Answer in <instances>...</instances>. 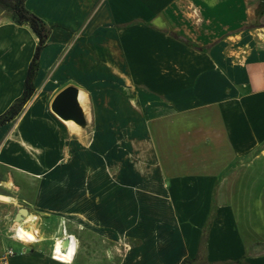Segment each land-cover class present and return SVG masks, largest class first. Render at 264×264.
<instances>
[{
  "label": "crops",
  "instance_id": "0c3cea01",
  "mask_svg": "<svg viewBox=\"0 0 264 264\" xmlns=\"http://www.w3.org/2000/svg\"><path fill=\"white\" fill-rule=\"evenodd\" d=\"M24 8L48 36L32 96L0 126L9 264H181L202 252L208 264H264V0ZM37 45L0 10V117L21 97ZM68 86L82 93L85 134L51 111ZM177 149L190 157L167 155ZM43 172L76 189L39 199ZM22 209L39 217L21 226L38 233L26 244L10 234ZM61 234L70 263L52 257Z\"/></svg>",
  "mask_w": 264,
  "mask_h": 264
},
{
  "label": "bare ground",
  "instance_id": "6f19581e",
  "mask_svg": "<svg viewBox=\"0 0 264 264\" xmlns=\"http://www.w3.org/2000/svg\"><path fill=\"white\" fill-rule=\"evenodd\" d=\"M76 100H77L78 104H84L82 93L80 91L77 94ZM30 105H32V103ZM30 108H29V110H30ZM66 125L69 127L71 132H74V133L78 132V129L76 128V126L74 125V123L72 121H70V120L66 121ZM61 168H62V165L57 164L55 169L54 168L53 169H54V171H58L60 173ZM51 173L52 172H43V173H38L35 175V176H37L38 179L42 180V184L38 189V198L39 199H44L45 201L46 200L49 201L47 199L48 196L50 197V195H53L54 193L56 194V192L62 193L66 189H70V190L76 189V188H74V187H76L75 184L71 185L70 183H68V181L62 175L61 176L56 175V176H53L52 178H50L49 175ZM59 193H57V194H59ZM67 195L65 194V196H67ZM52 200H55V199H52ZM45 203H47V202H44L43 204H45ZM38 205H39V203H38ZM20 216H21V218L18 219V222L15 224L14 229L18 230L20 240H22L24 242H34V240H36L38 237V233L34 229V227H31V229L26 230V229L22 228L21 226L23 224L33 225L35 222H37L39 220V217L33 213L27 214L25 209L21 210ZM61 233H62V231H61ZM65 239L66 238H64L62 234L57 236L54 239V250H55L54 251V258L56 260H58L59 262L70 263L72 258H73L74 252H72V255H71V254L66 253L67 250L62 251V249L65 246L67 248V246L69 244V243H67V245L65 244ZM72 239H73V237H72Z\"/></svg>",
  "mask_w": 264,
  "mask_h": 264
},
{
  "label": "trees",
  "instance_id": "16d2710c",
  "mask_svg": "<svg viewBox=\"0 0 264 264\" xmlns=\"http://www.w3.org/2000/svg\"><path fill=\"white\" fill-rule=\"evenodd\" d=\"M0 8L4 11L9 12L15 22L29 25V27L38 38V45L28 66L23 93L21 97L9 107L5 114L0 117L1 126L12 121L20 113L21 109L34 92L33 79L37 71V62L40 51L44 46L48 36V29L39 18L26 11V9L24 8V0H0ZM194 260L195 258H186L181 262V264H188L190 262H193Z\"/></svg>",
  "mask_w": 264,
  "mask_h": 264
},
{
  "label": "water",
  "instance_id": "95a60500",
  "mask_svg": "<svg viewBox=\"0 0 264 264\" xmlns=\"http://www.w3.org/2000/svg\"><path fill=\"white\" fill-rule=\"evenodd\" d=\"M78 89L74 86H68L61 90L52 100L50 108L55 116H57L64 123L66 121H72L76 127H78L83 134L87 132V122L85 118V107L83 104H78L76 97ZM21 216L18 213L15 217L17 221ZM69 240H65L67 245ZM66 247V246H65Z\"/></svg>",
  "mask_w": 264,
  "mask_h": 264
},
{
  "label": "rangeland",
  "instance_id": "374dc122",
  "mask_svg": "<svg viewBox=\"0 0 264 264\" xmlns=\"http://www.w3.org/2000/svg\"><path fill=\"white\" fill-rule=\"evenodd\" d=\"M1 10V8H0ZM7 12V11H6ZM8 15H10L9 12H7ZM151 130L153 131V136L155 137V141L157 142L158 140V135L156 133V130H157V127L156 125L154 124L153 126L151 125ZM162 139H163V136H161ZM173 139L171 140V142H177V140L174 138V136L172 137ZM189 152L188 151H182V150H179L177 149V151H170V152H167V155H170V156H175V157H178V158H187V157H190V155H188ZM209 152H203V154L200 156L198 155V157L200 158H204L206 156H208ZM188 264H208L205 259H204V256H203V252L202 253H199V255L197 257H195V260L193 262H190Z\"/></svg>",
  "mask_w": 264,
  "mask_h": 264
},
{
  "label": "built area",
  "instance_id": "2783aa9c",
  "mask_svg": "<svg viewBox=\"0 0 264 264\" xmlns=\"http://www.w3.org/2000/svg\"><path fill=\"white\" fill-rule=\"evenodd\" d=\"M16 222V221H15ZM10 234H11V237H13V238H15L16 240H18V241H20V242H22V243H29V242H24V241H22V240H20V236H19V232H18V230L17 229H13L11 232H10ZM67 250V248L66 247H64L63 249H62V251H66ZM55 250H53V252H54ZM22 253V252H21ZM16 255V253H15V251L12 249V248H10V247H6V248H4V249H1L0 250V264H9V261H10V259L13 257V256H15ZM52 257H54V256H52Z\"/></svg>",
  "mask_w": 264,
  "mask_h": 264
}]
</instances>
